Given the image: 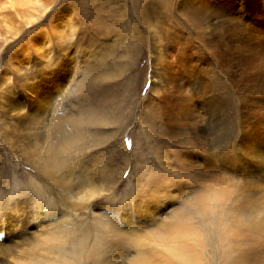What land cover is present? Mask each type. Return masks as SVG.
Listing matches in <instances>:
<instances>
[{
	"label": "rangeland",
	"instance_id": "1",
	"mask_svg": "<svg viewBox=\"0 0 264 264\" xmlns=\"http://www.w3.org/2000/svg\"><path fill=\"white\" fill-rule=\"evenodd\" d=\"M34 1H17L4 10L0 20V242L5 252H0V264H18L21 254L17 257L13 246L30 248L45 237L42 232L54 227L69 234L55 250L57 255L50 254L56 264H71L74 258H78L77 264L155 263L156 250L164 240L176 238L187 222L199 223L204 237L214 227L218 233L223 223L219 216L216 223L211 218L206 226L197 219L203 183L213 184L227 195L239 185L249 187L256 196L264 195V0ZM60 23L66 25L67 38L58 39L53 32L52 25ZM42 30L50 36L54 50L46 62L31 48L26 64L19 47L29 48V34L38 36ZM57 58L59 62L66 59L70 64L66 70L72 69L62 96V104L71 106L72 121L61 111L65 116L62 128L72 133L73 144L85 156L76 159L81 162L71 178L65 176L67 183L62 187L38 177L30 165L28 155L34 146L28 149V145L35 141H23L28 140V130L36 127L28 118L20 119L15 107L18 102H28L26 95L31 93L25 86L38 83L40 71L49 70L51 60ZM40 106L29 110L31 116ZM51 118L52 112H46L35 129L52 132L44 149L58 137ZM4 129L15 130L19 139H8ZM43 148L35 151L43 152ZM17 175L24 184L34 176L40 187L38 191L23 190L19 205L27 212L39 201L46 205L39 221L29 219L28 229L14 222L8 230L2 211H7L6 201L16 192ZM144 180L150 187L141 184ZM156 183L161 188L155 189ZM181 194L187 195L186 200ZM27 215L22 217L27 219ZM81 241L89 242V253L78 256L71 251ZM120 249L122 255L117 254ZM212 253L202 264H221L222 247ZM251 254L264 264V257ZM41 257L35 254L33 261ZM169 264L189 263L171 259Z\"/></svg>",
	"mask_w": 264,
	"mask_h": 264
},
{
	"label": "bare ground",
	"instance_id": "2",
	"mask_svg": "<svg viewBox=\"0 0 264 264\" xmlns=\"http://www.w3.org/2000/svg\"><path fill=\"white\" fill-rule=\"evenodd\" d=\"M17 1H22V2H36L34 0H0V20L3 19L5 16L3 15L4 10L8 9L9 7H14L17 4ZM38 4V3H37ZM26 6V5H25ZM33 9V8H32ZM36 10V9H35ZM33 10V12L35 11ZM27 11V10H26ZM29 11V10H28ZM32 11V10H31ZM30 11V12H31ZM29 13V12H28ZM7 15V14H6ZM33 15V14H32ZM35 15V14H34ZM21 17V16H20ZM8 18V17H6ZM62 18V17H61ZM28 20V18H27ZM54 20V18H53ZM58 21V19H56ZM63 20V19H62ZM60 21V20H59ZM33 21H30V23H32ZM38 22V21H37ZM55 22V21H53ZM27 23V22H26ZM51 24V23H50ZM48 24V25H50ZM30 26V25H29ZM33 26V25H32ZM66 25L64 23H60L59 25L57 24H53L52 28H53V32L54 34L57 36V38H67L65 35V27ZM39 27V24L38 26ZM43 28V27H42ZM45 28V27H44ZM75 28V27H74ZM68 29V28H67ZM36 30V29H35ZM41 30V29H40ZM72 29H70L71 31ZM67 32L69 30H66ZM75 32V31H74ZM37 33V32H36ZM70 33V32H68ZM38 36L37 35H30L29 34V41H31V45L29 48H26L24 45H21L19 47V49L21 50V54H23V62L26 61V64H29V61L31 59V55L29 53V50L32 48L33 50H35L37 52V55L40 57V61L45 60L46 62H48L47 60H49L50 58V54L51 51H53V45L52 43L50 44V36L47 35L45 30H42L41 32H38ZM52 34V33H51ZM72 34V33H71ZM69 34V35H71ZM17 36V35H16ZM19 36V35H18ZM17 36V37H18ZM34 36L35 37L34 39ZM69 37V36H68ZM70 39V38H69ZM27 40V39H26ZM36 40V41H34ZM60 41V40H59ZM67 42V41H64ZM63 42V43H64ZM25 43V42H24ZM62 43V42H61ZM30 44V43H28ZM70 44V43H69ZM74 43H72L73 45ZM68 46V45H67ZM77 48V47H76ZM18 49V50H19ZM69 49V48H68ZM64 50V49H63ZM70 50V49H69ZM75 51V50H74ZM77 51V50H76ZM70 54V53H69ZM58 55V54H57ZM68 55V54H67ZM13 56V55H12ZM73 56V55H72ZM71 56V57H72ZM57 57V56H56ZM55 57V58H56ZM69 57V56H68ZM15 58V57H14ZM13 58V59H14ZM70 58V57H69ZM74 58V57H73ZM12 59V60H13ZM58 59V58H57ZM11 60V58H10ZM53 61L52 66L50 63V66L48 67L49 70H42L40 71V74H38L37 80L38 83L32 84L29 83L28 85H26L25 87L27 88L28 91H30L29 93H31V96H28V94L26 95L27 101L26 104H21L20 102L17 103V105L15 106L17 108V114L21 117H24L25 119H29L32 122H34V126L36 127L35 129L37 130V128L39 127V124L41 123L42 117L43 115L48 112L51 111L52 112V116L53 119L51 118L50 120V124L54 126V129L57 128L58 129V137L56 142L54 141V143H50L49 145H47L46 149H44V145L49 143L47 142V140L50 138V135H52V132L46 131L44 133H40L39 131H36L34 129V131H29L27 132V137L25 138L28 139L26 141H23L24 143H31L32 141H35L34 143L28 145V149L32 148V146H34L32 148V152L29 153V157H32V159L30 160L31 162V166L33 168H35V171L37 172V176H42V178L46 179L47 182L51 183V184H56L59 185V187H62L63 185H65V183H67L65 176L67 175L68 178H71V176L74 175L75 172V166L77 164L78 161H76V159L80 157V159L83 160V158L85 156H82L81 153H79L80 151H82L83 149H80V147L75 146V144H73V135L70 131H66L62 128V124L64 121V117L66 116L65 119H67L68 121H72V111H71V106L70 104L67 105V103L62 104L64 101H62V96L63 93L65 94L64 89L66 88V83H67V73L70 74L69 72L72 70L71 68L68 70L66 66L67 65V61L65 60H61V62H59V59L57 61L55 60H51ZM21 62V61H20ZM22 62V63H23ZM70 62V61H69ZM18 63V62H17ZM25 64V63H23ZM64 64V65H63ZM72 64V63H71ZM74 64V63H73ZM40 65V64H39ZM13 66V65H11ZM58 67V68H56ZM71 67V66H70ZM6 69V68H4ZM18 69V68H17ZM20 69V68H19ZM6 71V70H5ZM60 71H64L63 73H61ZM68 71V72H67ZM0 73H2L0 71ZM47 73V74H46ZM4 74V73H3ZM2 74V75H3ZM91 74V73H90ZM93 75V74H92ZM4 76V75H3ZM6 76V75H5ZM1 78V77H0ZM79 79V78H78ZM86 79V78H85ZM103 79V77H102ZM3 80V79H2ZM7 80V79H6ZM26 80V79H25ZM88 80V79H87ZM96 81V80H94ZM97 83V82H96ZM93 84V85H96ZM102 83V82H101ZM76 84V83H75ZM25 85V83L23 84ZM77 85V84H76ZM105 85V84H104ZM103 85V86H104ZM101 86V85H100ZM4 88V87H3ZM8 88V87H7ZM10 88V87H9ZM14 88V87H13ZM103 88V87H102ZM2 90V89H1ZM93 90V89H92ZM85 91V90H84ZM91 91V90H90ZM88 91V93L90 92ZM4 91L1 92V94ZM82 92V91H81ZM80 92V93H81ZM87 92V90H86ZM94 92V91H93ZM98 93V91H96ZM86 93V94H88ZM85 94V93H84ZM100 94V93H99ZM13 95V94H12ZM33 95V97H32ZM95 95V94H93ZM9 96V95H8ZM85 96V95H84ZM89 96V95H88ZM4 97V96H3ZM1 97V98H3ZM7 97V96H6ZM102 97V96H100ZM15 98V97H14ZM88 98V97H87ZM103 98H105L103 96ZM129 98V97H128ZM7 99V98H5ZM12 99V98H11ZM17 99V98H16ZM101 99V98H99ZM13 100V99H12ZM12 100H10L12 102ZM68 100L71 101L70 98H68ZM92 100V98L90 99ZM112 100V99H111ZM98 100H95V103H97ZM103 101V100H102ZM114 101V100H112ZM129 101V100H128ZM132 101V100H131ZM90 102V101H89ZM6 103V102H5ZM15 103V101H14ZM41 104L42 106H40V108L37 110L36 113H34L32 116V112H30L29 110L32 108H35L38 104ZM84 103V102H83ZM82 103V104H83ZM87 103V101H86ZM106 103V102H105ZM112 103V102H111ZM116 103V102H115ZM4 104V103H3ZM16 104V103H15ZM62 104V106H61ZM92 104V102H91ZM102 104V103H101ZM104 104V103H103ZM108 104V103H106ZM110 104V103H109ZM108 104V105H109ZM131 104V103H130ZM2 105V104H1ZM10 105V104H9ZM80 105V104H79ZM87 105V104H86ZM77 106V105H75ZM88 106V105H87ZM96 106V105H95ZM114 106V104H113ZM122 106V105H121ZM120 106V107H121ZM70 107V108H68ZM90 107V106H88ZM97 107V106H96ZM110 107V105L108 106ZM119 107V108H120ZM10 108V107H8ZM7 108V109H8ZM85 108V107H84ZM93 108V107H92ZM99 108V107H97ZM104 108V107H103ZM116 108V107H115ZM118 108V109H119ZM13 109V108H12ZM15 109V108H14ZM69 109V110H68ZM101 109V107H100ZM112 109V108H111ZM34 110V109H33ZM103 110V109H101ZM105 110V109H104ZM13 111V110H12ZM16 111V109H15ZM61 111H63V113L65 114V116H62ZM10 112V111H9ZM100 113V112H99ZM110 113V112H109ZM109 113H107L106 115H109ZM74 114V113H73ZM102 114V113H101ZM125 114V113H124ZM14 115V114H13ZM16 115V113H15ZM81 115V113H80ZM83 115V113H82ZM49 116V115H48ZM102 116V115H101ZM79 117V116H78ZM91 117V116H90ZM93 117V116H92ZM107 117V116H106ZM114 117V115H113ZM82 118V117H81ZM84 118V117H83ZM82 118V119H83ZM89 118V117H88ZM109 118V117H108ZM7 119V118H6ZM16 119V118H15ZM27 119V120H28ZM90 119V118H89ZM100 119V118H99ZM103 119V118H102ZM102 119L100 120V122H102ZM3 120V119H2ZM14 120V119H13ZM12 120V121H13ZM18 120V117H17ZM76 120V119H75ZM84 120V119H83ZM7 121V120H6ZM16 121V120H15ZM20 121V120H19ZM47 121V120H46ZM105 121V120H104ZM11 122V121H9ZM65 122V121H64ZM106 122V121H105ZM25 123V122H22ZM44 123V122H43ZM42 123V124H43ZM80 123V122H79ZM4 124V123H3ZM46 124V123H45ZM74 124V123H73ZM100 124V123H99ZM120 124V123H119ZM22 125V124H21ZM19 126V125H18ZM76 126V123H75ZM81 126V125H80ZM7 127V126H6ZM9 127V126H8ZM47 127V126H46ZM51 127V126H50ZM104 127V126H103ZM106 127V126H105ZM29 128V127H28ZM34 128V127H32ZM16 129V128H15ZM18 129V128H17ZM44 128H42L43 130ZM47 129V128H46ZM52 129V130H54ZM5 130V129H4ZM31 130V128H30ZM147 130V129H145ZM1 131V128H0ZM18 131V130H17ZM25 131V130H23ZM22 131V132H23ZM44 131V130H43ZM3 133V131H1ZM21 132V131H19ZM18 133V132H17ZM5 136L9 139H14V141H17V139H19V137L16 134L15 130L12 129H8L7 131L5 130ZM4 136V135H3ZM2 136V137H3ZM53 138V136H52ZM51 138V139H52ZM6 139V138H5ZM4 139V140H5ZM21 140V138H20ZM19 140V141H20ZM75 140V138L73 139ZM9 142V141H8ZM13 142V141H12ZM11 143V142H10ZM40 143V148L37 146ZM75 143V142H74ZM13 144V143H12ZM15 144V142H14ZM23 144V143H21ZM18 147V146H17ZM24 147V146H23ZM12 148V147H11ZM44 149V151H40L37 152L35 150H39V149ZM27 149V150H28ZM77 150L76 153H73V150ZM29 151V150H28ZM177 156V155H176ZM26 161H29L28 158H24ZM160 159V157H159ZM166 159V158H165ZM178 160V159H177ZM71 161V162H70ZM161 161V159H160ZM163 161V160H162ZM180 162V160H178ZM81 162V161H79ZM78 162V163H79ZM156 164V163H155ZM165 165V164H163ZM182 165V164H181ZM184 165V164H183ZM166 166V165H165ZM185 166V165H184ZM162 167V166H160ZM171 167V166H170ZM174 167V166H173ZM156 168V167H155ZM180 168V167H179ZM147 168L143 167V170L146 171ZM163 169V167H162ZM174 169V168H173ZM181 169V168H180ZM155 170V169H154ZM157 171V169H156ZM162 171V170H161ZM161 171H157V172H161ZM166 171V170H165ZM78 172V171H77ZM150 173H152V171H148ZM154 172V171H153ZM155 172V173H157ZM169 172V171H167ZM163 173V172H161ZM147 174V172H146ZM147 174V175H148ZM165 174V173H164ZM175 174V173H173ZM187 174V173H185ZM16 175V174H15ZM144 175V174H142ZM188 175V174H187ZM204 175V174H203ZM18 176V175H17ZM76 176V175H75ZM151 176V174L149 175ZM155 176V175H153ZM158 176V175H156ZM163 177H165L164 175H162ZM168 176V175H167ZM18 178H14L15 181V186L14 189L16 190V192L11 195V198L7 199L6 201V210L2 211V214H5L7 216V223L9 225L8 230L10 229L11 226H13L14 222L16 223V226H20L19 224L22 223V227L23 229H26L27 226L26 224L29 222L30 220L33 221H39L41 219V209L42 207H44L46 204H44L42 201H39L37 204H35L36 206H32L31 211L27 212L25 211V207L24 206H20L19 204H21V201H18L17 199L19 198V196H21L22 191L27 189V188H32L35 191L39 190V185L37 184L36 180H34V176L30 177L29 181L27 184H24L22 181L19 180ZM24 177V176H23ZM81 177V176H79ZM142 177V176H139ZM152 177V176H151ZM150 177V178H151ZM172 177V176H169ZM179 177V176H178ZM204 177V176H203ZM25 178V177H24ZM153 177V181H154ZM166 178V177H165ZM173 178V177H172ZM180 178V177H179ZM189 178V177H188ZM202 178V177H201ZM207 178V177H206ZM142 179V178H140ZM146 179V178H145ZM157 178H155L156 181ZM161 179V178H160ZM164 179V178H163ZM168 179V178H167ZM174 179V178H173ZM178 179V178H177ZM182 179V178H181ZM236 179H239L238 177ZM143 180V179H142ZM141 180V181H142ZM203 180V179H202ZM242 180V179H241ZM262 180V179H260ZM146 181V180H144ZM163 181V180H162ZM168 181V180H167ZM172 181V180H170ZM184 181V180H183ZM182 181V182H183ZM240 181V180H239ZM244 181V180H243ZM143 182V181H142ZM144 182L141 183L143 185H148V183L150 182ZM166 184V181H163ZM161 183V182H160ZM184 183V182H183ZM246 183V182H245ZM153 184V183H152ZM157 185L154 187L155 189H157L158 187L161 188L160 186H158V183H156ZM163 184V185H165ZM168 184V183H167ZM181 184V183H180ZM179 184V185H180ZM238 184V183H237ZM90 185V184H89ZM162 185V184H161ZM171 185V183H170ZM178 185V186H179ZM186 185V183H185ZM68 186V185H67ZM140 186V185H139ZM154 186V185H153ZM172 186V185H171ZM182 187V185H180ZM179 186V187H180ZM144 187V186H142ZM150 187V186H149ZM164 187V186H162ZM166 187V186H165ZM237 189H234L229 195H227L226 193L222 192V190L216 189L214 187L213 184H207V183H203V187L201 188V196L199 197V201H201V208L196 209V215H197V219L198 222L201 220L202 225H208L211 222V218L212 221H214V223H216L217 220L223 221V223L220 224V229L218 231V233H215V227L213 228V232L212 234H209L208 237H204L200 230H199V223L198 226H193L192 223L187 222L186 225L182 228V230L178 231L175 230L176 233L177 231L179 233H175V237L172 240H164L161 248H158L156 250V253L158 255V259L157 262L152 263L150 262V264H169V260H174L177 262H185V263H189V264H194L195 262H197V264H202L203 259L208 258V256L210 255V253H212L213 249L214 250H219L220 247H222V253L220 254L221 257H223L222 260L219 261V263L221 264H239L240 262L242 264H259V259H255V257L251 254V253H255L258 254L259 257H264V202L261 203V201L264 200V195H260V196H256L255 192H253L249 187L247 186H236ZM141 189V187H140ZM163 189V188H162ZM167 189V187H166ZM165 189V190H166ZM177 189V188H176ZM183 189V187L181 188ZM199 189V188H198ZM142 190V189H141ZM150 190V189H149ZM164 190V191H165ZM185 190V188H184ZM262 190V189H261ZM260 190V191H261ZM143 191V190H142ZM147 191V190H146ZM159 191V190H158ZM197 192V190H194ZM199 191V190H198ZM245 191V193H244ZM153 192V191H151ZM161 192V190H160ZM187 192V191H186ZM86 193H88L86 191ZM145 195V192H143ZM150 193V192H148ZM147 193V195H148ZM162 193H167V192H162ZM168 193H171L168 192ZM184 193V192H183ZM194 193V194H196ZM85 194V193H84ZM172 194V193H171ZM186 194V193H185ZM183 195V199L186 200L184 198V196L187 195ZM190 194V193H187ZM154 196V194H152ZM157 195V194H156ZM169 195V194H168ZM176 195V194H175ZM3 196V195H2ZM167 196V195H166ZM172 195H170L171 197ZM197 196V195H196ZM80 197V196H79ZM160 197V195H159ZM163 197L161 195L160 198ZM178 197V194H177ZM153 198L152 196H150V199ZM180 198H182L180 196ZM194 199V198H193ZM192 199V200H193ZM161 200V199H160ZM143 201V199H142ZM149 201V200H148ZM154 201V200H153ZM158 201V200H157ZM147 204L146 201H143ZM191 202V201H190ZM194 203H196L194 201ZM140 204V203H139ZM150 204V203H149ZM189 204V203H188ZM144 205V203L142 204ZM148 205V204H147ZM146 205V206H147ZM200 205V204H199ZM197 205V206H199ZM138 206V205H137ZM190 208H192V203H190ZM139 207V206H138ZM145 207V206H144ZM196 207V206H195ZM200 207V206H199ZM17 208V210H16ZM142 208V207H140ZM146 208V207H145ZM148 209V208H147ZM193 209H195L193 207ZM144 210V209H143ZM126 211V208H125ZM146 211V209H145ZM1 212V210H0ZM149 212V211H147ZM28 213V217L27 219H24L22 217L23 214ZM138 213V212H136ZM156 213V212H155ZM1 214V213H0ZM162 214V213H161ZM173 214V213H172ZM179 214V213H178ZM182 214V213H181ZM180 214V215H181ZM189 214V213H188ZM187 214V215H188ZM169 215V214H168ZM177 213H174L173 216H176ZM11 216L13 217V219L11 220ZM179 215H177L178 217ZM219 216V218H218ZM1 217V215H0ZM3 217V215H2ZM32 217V218H31ZM139 217V216H138ZM137 217V218H138ZM167 217V216H166ZM190 220L193 219V217L190 215L189 216ZM136 218V219H137ZM142 218V217H141ZM170 218V216H169ZM176 218V217H175ZM174 218V219H175ZM210 218V219H209ZM135 219V218H134ZM185 219V218H184ZM128 220H130L131 222H135L133 220L132 217L128 216ZM168 221V220H167ZM171 221V220H170ZM174 221V220H173ZM172 221V222H173ZM177 221V220H176ZM229 221V222H227ZM138 222V221H136ZM141 222V221H140ZM194 222V221H193ZM142 223V222H141ZM171 223V222H170ZM179 223V222H178ZM213 223V224H214ZM39 224V223H38ZM50 224V223H49ZM109 225V223H107ZM131 224V223H130ZM173 224V223H172ZM40 225V224H39ZM174 225V224H173ZM176 225V224H175ZM136 226V225H135ZM110 227V226H109ZM176 227V226H175ZM172 227V228H175ZM55 228V227H54ZM54 228H49L48 230L44 231L41 233V235H44L45 237L42 240H38L35 242V245H32L30 248H24L22 247L21 249H16L17 246H13L14 250L17 252V257L18 254L20 253L21 255H19L18 259L16 260V262H19L18 264H56L55 261L53 260L54 258L51 255H53V253H55L57 255V252H55V250L57 248H60L63 244V242L66 240V236L69 235L66 233V235L62 232H58L56 229L54 230ZM111 228V227H110ZM165 229V227H163ZM171 228V226H170ZM169 228V229H170ZM177 228V227H176ZM28 229V228H27ZM169 229L167 232H169ZM159 230V228H158ZM60 231V230H59ZM140 231V230H138ZM166 231V229H165ZM25 232V231H24ZM27 232V231H26ZM46 232V234H44ZM107 232V231H106ZM171 232V231H170ZM173 232V230H172ZM164 233V232H163ZM2 234V225H0V235ZM137 234V233H136ZM139 234V232H138ZM152 234L154 235L155 233L152 232ZM162 234V232H161ZM159 234V235H161ZM167 234V233H166ZM173 234V233H172ZM158 235V233H156V236ZM7 236V235H6ZM171 236V235H170ZM15 237V236H14ZM126 238V237H125ZM136 238V237H135ZM158 238V237H157ZM162 238V237H161ZM228 238H230L231 240H228ZM99 239V237H98ZM160 239V237H159ZM97 240V239H96ZM55 241L57 243V245H55ZM138 241V240H137ZM27 242V241H26ZM52 242V243H51ZM93 242V240H92ZM223 242V244H222ZM32 244V243H31ZM93 244V243H92ZM19 245V244H18ZM91 245V244H90ZM108 245V244H107ZM110 246V244H109ZM34 247H36L34 249ZM102 245L99 246V248H101ZM4 246H2V243L0 242V252H3ZM36 250V251H35ZM46 250V251H45ZM155 250V249H154ZM260 250V251H258ZM66 251V250H65ZM105 251V250H104ZM73 254H78L79 255H83L87 252V254L89 253V242L88 245L85 241H81L79 243V247H74L72 248L71 251ZM133 252V251H132ZM232 252V253H231ZM62 252H59V254ZM94 253V252H93ZM151 253V252H150ZM26 255L25 257H23L24 255ZM35 254L41 255L42 257L37 259L36 261H33V256ZM65 254V253H64ZM69 254V253H68ZM117 254L122 255V251L120 249V252H118ZM213 254V253H212ZM94 255V254H93ZM140 255V254H139ZM247 255V256H246ZM251 255V256H249ZM16 257V256H15ZM61 257V256H60ZM59 258V257H58ZM105 258V257H104ZM161 258H165V260H162ZM78 258H74L71 260V264H77L78 263ZM150 259V258H149ZM228 259V260H227ZM136 260V259H135ZM140 260V259H139ZM153 260V259H152ZM99 261L102 262V259H100ZM137 261V260H136ZM135 261V262H136ZM151 261V260H150ZM240 261V262H239ZM246 261V262H245ZM65 263V262H64ZM107 263V262H106ZM65 264H70V262L65 263ZM113 264V263H112ZM142 264H148V261L142 262Z\"/></svg>",
	"mask_w": 264,
	"mask_h": 264
}]
</instances>
